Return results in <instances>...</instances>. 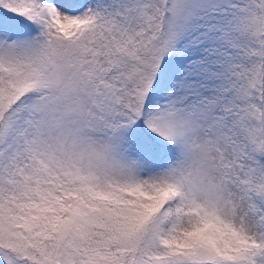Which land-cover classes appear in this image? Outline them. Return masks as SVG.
I'll list each match as a JSON object with an SVG mask.
<instances>
[{
	"label": "snow or ice",
	"instance_id": "6c2138e0",
	"mask_svg": "<svg viewBox=\"0 0 264 264\" xmlns=\"http://www.w3.org/2000/svg\"><path fill=\"white\" fill-rule=\"evenodd\" d=\"M0 264H264V0H0Z\"/></svg>",
	"mask_w": 264,
	"mask_h": 264
}]
</instances>
